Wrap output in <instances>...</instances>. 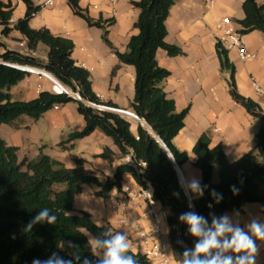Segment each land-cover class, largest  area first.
I'll return each instance as SVG.
<instances>
[{
    "label": "trees",
    "instance_id": "trees-1",
    "mask_svg": "<svg viewBox=\"0 0 264 264\" xmlns=\"http://www.w3.org/2000/svg\"><path fill=\"white\" fill-rule=\"evenodd\" d=\"M21 1L26 6L25 14L12 24L14 6L0 0V35L8 36L13 30L20 32L29 52H36L38 45L44 44L48 48L47 60L42 62L31 54L8 49L0 41V125L10 124L21 116L38 120L56 106L75 102L85 127L70 133L58 146L71 149L74 141L99 129L113 140L121 158L131 156V163L120 164L113 177L101 178L86 169L81 159L76 160L74 168L43 153L34 160L20 159L17 147L8 145L0 136V264H33L37 260L43 264L54 256L70 260L71 264H85V261L101 264L89 235L103 242L111 239L115 232L109 225H98L86 211L73 214L75 197L83 185L88 184L97 187L96 196L109 198L113 190H121L124 174H130L142 187L153 188V199L166 213L171 252L185 258L189 264L204 235L203 232L200 237L192 235L190 225L180 219L182 215L192 213L202 217L201 229L207 235L215 231L214 221L223 222L226 212H238L246 203H259L264 214V126L257 135L255 148L233 162L227 159L220 144L211 146L207 133L199 136L193 147L196 155L193 165L202 176L199 197L189 195L182 186L176 165L158 139L170 149L180 168L188 162V153L178 149L174 138L184 127L189 107L177 110L175 100L168 96L163 86L170 71L161 67L156 59L158 49H164L169 56L183 53L181 48L166 41V20L175 0L132 1L140 10L134 24L138 33L130 37L124 52L112 47L108 40L107 26L112 24L111 20H95L78 0H67L75 15L88 25L103 29V39L119 61L135 68V97L130 107L139 118L136 133L131 130V121L126 116L90 104L118 108L115 103L103 101L93 91L89 70L72 58L73 41L54 35L46 27L32 28L30 20L40 12L41 6L33 0ZM243 10L245 16L239 21V32H264V4L245 0ZM216 52L221 71L230 73L227 81L234 101L252 116L264 120L260 105L239 93L235 66L219 41ZM16 65L45 69L70 92L79 93L81 100L48 90L29 101L13 100L12 87L29 75ZM99 156L109 161L115 158L109 148ZM44 209L49 211L48 218L56 217L55 221L49 223L45 218L33 223L29 229L28 225ZM98 247L106 251L104 247ZM212 252L217 256V249H214L209 256L200 255L195 259L202 262L211 259ZM125 255H131L136 264H153L144 253L134 252L131 248Z\"/></svg>",
    "mask_w": 264,
    "mask_h": 264
},
{
    "label": "crops",
    "instance_id": "crops-1",
    "mask_svg": "<svg viewBox=\"0 0 264 264\" xmlns=\"http://www.w3.org/2000/svg\"><path fill=\"white\" fill-rule=\"evenodd\" d=\"M14 6L12 24L23 17L26 6L21 0H2ZM47 0H33L41 10L30 20L34 29L48 28L57 36L69 38L74 43L72 58L90 72L92 89L103 101L115 103L122 110L132 111L130 105L135 97V68L123 64L103 39V29L90 26L81 17L74 14L67 0H53L52 5H45ZM82 8L95 20L112 21L107 26V37L112 47L120 52L132 35L138 33L134 27L140 10L132 1L140 0H78ZM245 0H175L166 20V41L182 49L183 53L169 56L164 49H158L156 59L161 67L170 71L163 82L165 91L173 98L178 111L189 107L184 120V127L174 138L178 149L188 153V162L183 165V173L189 193L194 197L201 194V172L194 165L196 155L193 147L203 133L211 139V146L220 144L227 159L233 162L241 158L256 146L257 135L264 126V120L252 116L230 95L229 72H222L216 52V42L228 26L236 31L241 29L239 21L244 18ZM264 4V0H256ZM230 18V24L223 20ZM0 26V30H1ZM244 46L255 55L253 59L242 60L236 49L228 50L229 60L235 66V81L239 93L257 102L264 111V94L256 90L255 84L264 89V32L253 30L242 35ZM0 41L8 49L24 54H31L42 62L47 60L48 48L39 44L36 52H29L23 35L13 30L8 36L0 35ZM32 67V66H30ZM46 71L40 67H34ZM48 72V71H47ZM56 85H60L56 83ZM54 91V82L47 75L29 72V75L14 87L10 93L13 100L29 101L41 91ZM4 134L0 136L8 145L17 147L20 159H37L41 153L63 162L67 167H76V160L81 159L86 169L101 178L113 177L122 163H131V156L120 157V151L113 140L101 130L96 129L90 135L74 141L71 149H62L58 144L75 131H82L85 121L77 110V103L54 107L45 112L38 120L21 116L6 124ZM137 123L131 121V130L136 133ZM105 148L115 154L113 161L99 155ZM217 180V175L214 176ZM192 181L199 184L200 191L189 185ZM138 184L130 174H124L121 190H113L109 198L94 194L95 185H83L82 191L75 197L73 214L86 211L100 226L109 225L115 232L127 237L130 248L139 252L138 226L148 229L153 220L147 214L149 204L146 199H137L127 205V215H122L111 208V204L124 195L126 187ZM153 193V188L148 186ZM158 208L160 204L157 205ZM229 226L239 227L250 236L249 225L253 222L264 225L261 205L250 202L238 212H226ZM168 241L169 228L166 219L162 221ZM232 233L226 232L219 237L221 241L230 239ZM257 252L254 264H264V240L252 236ZM90 242L98 257L103 260L105 250L98 247L96 239L89 235ZM95 245V247H94ZM221 258L231 256L233 261L238 255L231 250L217 249ZM174 264H184L185 258L172 253Z\"/></svg>",
    "mask_w": 264,
    "mask_h": 264
},
{
    "label": "clouds",
    "instance_id": "clouds-1",
    "mask_svg": "<svg viewBox=\"0 0 264 264\" xmlns=\"http://www.w3.org/2000/svg\"><path fill=\"white\" fill-rule=\"evenodd\" d=\"M169 158L172 159L173 163L175 164L174 157L169 155ZM176 171L181 177V183L183 186V174L178 166L176 167ZM189 187L195 191H200L199 184L196 181H192ZM213 195H215V193H213ZM48 217V209L42 210L28 225V228L31 229L33 223L44 220ZM55 219L56 217L52 216L48 218V222L53 223ZM180 219L187 221V223L190 225V231L192 235L197 237L201 236L202 217L188 213L182 215ZM213 223L215 225V231L207 234L202 239V241L196 245L195 252L193 254L194 258L191 261V264H254V254L257 252V247L252 236H255L257 239L264 240V225L256 222L251 223L249 225V230L252 233V236H250L247 232L239 227L233 228L229 226L227 223V218H224L223 222L217 223L214 221ZM226 232L232 233L231 238H226L221 241L219 237L223 236ZM96 244L106 249L104 259L101 261V264H136L131 255H125V253L129 251L130 245L127 241V237L124 234L117 233L112 236L111 239L103 242L97 241ZM221 248L223 250H231L237 254L243 253V255H238L235 261H233L231 256L221 258L219 255L203 262L195 259L196 256L200 255L207 257L212 250ZM185 255H187V253H185ZM33 264H41V262L37 260L34 261ZM43 264H71V261H66L54 256L53 258L44 261ZM85 264H89V262L85 261ZM184 264H189V262L186 260Z\"/></svg>",
    "mask_w": 264,
    "mask_h": 264
},
{
    "label": "built area",
    "instance_id": "built-area-1",
    "mask_svg": "<svg viewBox=\"0 0 264 264\" xmlns=\"http://www.w3.org/2000/svg\"><path fill=\"white\" fill-rule=\"evenodd\" d=\"M44 4L52 5L53 0H47L45 1ZM223 22L224 24L229 25L230 18L226 17L223 20ZM242 35L243 34H241L239 31H236L233 27L228 26L227 28L224 29L223 34L218 37L217 41H219L227 51L231 49H236L238 51V55L240 59L242 60L255 58V55L248 52V50L244 46ZM0 53H1V49H0ZM28 72H34V71L32 69H28ZM48 73H44V74L53 80L54 91L56 93H67L72 95L74 98L81 100V96L79 93L77 92L72 93L65 86H63L62 89L58 91L56 89L55 80L49 75L50 73L49 74ZM255 88L258 92L264 94V89H262L259 85L255 84ZM90 104L102 110H110L118 113H120L121 111L131 112L132 115H134L133 118L135 120H139L138 116L132 111L112 108L109 106L99 105L95 103H90ZM140 198L147 200L149 204V210L147 214L150 215L153 220V225L148 229H143L139 226L137 227L138 237H139L138 247L140 249V252L144 253L151 260L153 264H174L172 252L168 241L164 239L165 232L161 225L163 219H166V213L161 208L157 207L159 202L153 199L152 191L150 188L142 187L140 185H138L135 188L126 187L124 189V195L121 198L116 199L111 204V208L117 210L122 215H127V205L133 203L135 200Z\"/></svg>",
    "mask_w": 264,
    "mask_h": 264
},
{
    "label": "water",
    "instance_id": "water-1",
    "mask_svg": "<svg viewBox=\"0 0 264 264\" xmlns=\"http://www.w3.org/2000/svg\"><path fill=\"white\" fill-rule=\"evenodd\" d=\"M17 66V65H16ZM19 68H21L22 70H25V71H28V69H32L30 68V66H18ZM33 70V69H32ZM36 72H39V73H48L47 71H44V70H41V69H38ZM49 74V73H48ZM54 80L56 83H59L61 84L62 86H64L54 75H52L51 73L49 74ZM72 96V95H71ZM120 113H122L124 116H127V117H134V115H132L131 112H126V111H121ZM142 124L143 125H146V123L144 121H142ZM162 144V146L165 148L166 152L168 153V155L170 156H173L172 152L170 151V149L166 146V144L160 139L158 138ZM174 157V156H173ZM175 159V158H174ZM172 160V159H171ZM173 161V160H172ZM175 165L176 167L178 166L175 162ZM179 167V166H178ZM180 171H181V168L179 167ZM182 172V171H181ZM183 174V173H182ZM180 177V176H179ZM180 180H181V177H180ZM182 180H183V186L184 188L186 189L187 193L189 194V190L187 188V185H186V182H185V179H184V176L182 175ZM203 232V235L204 237L206 236V233L204 232V230H202ZM212 257H215V254L212 252Z\"/></svg>",
    "mask_w": 264,
    "mask_h": 264
},
{
    "label": "rangeland",
    "instance_id": "rangeland-1",
    "mask_svg": "<svg viewBox=\"0 0 264 264\" xmlns=\"http://www.w3.org/2000/svg\"><path fill=\"white\" fill-rule=\"evenodd\" d=\"M126 118L127 119H129L130 121H132V122H135L136 120L134 119V118H132V117H127L126 116ZM7 128V125L6 124H2V125H0V134L2 135V134H4V129H6ZM164 236H165V234H164Z\"/></svg>",
    "mask_w": 264,
    "mask_h": 264
},
{
    "label": "bare ground",
    "instance_id": "bare-ground-1",
    "mask_svg": "<svg viewBox=\"0 0 264 264\" xmlns=\"http://www.w3.org/2000/svg\"><path fill=\"white\" fill-rule=\"evenodd\" d=\"M30 68H32L33 69V71H37L38 69L37 68H34V67H30ZM62 85L60 84V85H56V89L58 90V91H60L61 89H62Z\"/></svg>",
    "mask_w": 264,
    "mask_h": 264
}]
</instances>
